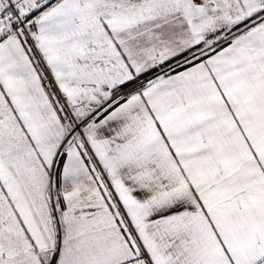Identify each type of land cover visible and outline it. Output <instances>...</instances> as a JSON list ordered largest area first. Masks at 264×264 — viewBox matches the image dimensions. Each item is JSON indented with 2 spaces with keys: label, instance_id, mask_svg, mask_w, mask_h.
Segmentation results:
<instances>
[{
  "label": "snow or ice",
  "instance_id": "1",
  "mask_svg": "<svg viewBox=\"0 0 264 264\" xmlns=\"http://www.w3.org/2000/svg\"><path fill=\"white\" fill-rule=\"evenodd\" d=\"M0 264H264V0H0Z\"/></svg>",
  "mask_w": 264,
  "mask_h": 264
}]
</instances>
